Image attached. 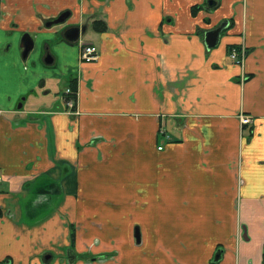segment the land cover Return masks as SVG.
Wrapping results in <instances>:
<instances>
[{
    "label": "crops",
    "instance_id": "crops-1",
    "mask_svg": "<svg viewBox=\"0 0 264 264\" xmlns=\"http://www.w3.org/2000/svg\"><path fill=\"white\" fill-rule=\"evenodd\" d=\"M0 176V264H262L264 0H0Z\"/></svg>",
    "mask_w": 264,
    "mask_h": 264
},
{
    "label": "water",
    "instance_id": "water-1",
    "mask_svg": "<svg viewBox=\"0 0 264 264\" xmlns=\"http://www.w3.org/2000/svg\"><path fill=\"white\" fill-rule=\"evenodd\" d=\"M207 4H208L209 8L212 6L211 2H208ZM67 16H68V14L60 15L56 20L47 23L46 27L49 28L52 26H59V25L63 24V22L66 20ZM226 24H227L226 22H223L216 29L208 31L205 33L204 44H205L206 48L209 49V48L215 47L218 44L220 35H221L222 31L226 28ZM74 33H75L74 36H70L71 42H75L78 39V30L76 29L74 31ZM20 47L22 48L21 57H22V59H26V57L31 52V50H33V41L29 35L25 34L22 36L21 42H20ZM135 238H136V242L138 243L139 242L138 235H136ZM218 259H219V252H216V254L214 256V261H217Z\"/></svg>",
    "mask_w": 264,
    "mask_h": 264
},
{
    "label": "built area",
    "instance_id": "built-area-1",
    "mask_svg": "<svg viewBox=\"0 0 264 264\" xmlns=\"http://www.w3.org/2000/svg\"><path fill=\"white\" fill-rule=\"evenodd\" d=\"M243 56H244V52L242 50H237L235 48H232L229 51L230 59L236 64H240L243 61ZM97 58H98V50L95 46H93L92 44H82L81 45L80 53H79V59L81 63H85V64L92 63V62H95ZM73 94L74 92L70 89H67L65 91V95L73 96ZM73 97L69 99L68 104H67L68 107L73 106V103H74ZM239 121L242 126H246L251 123V118L248 116L242 115L239 117ZM160 149L161 148H158V150ZM0 181H1V176H0Z\"/></svg>",
    "mask_w": 264,
    "mask_h": 264
},
{
    "label": "trees",
    "instance_id": "trees-1",
    "mask_svg": "<svg viewBox=\"0 0 264 264\" xmlns=\"http://www.w3.org/2000/svg\"><path fill=\"white\" fill-rule=\"evenodd\" d=\"M196 9H197V7H196ZM97 26V25H96ZM262 264H264V259H263V263Z\"/></svg>",
    "mask_w": 264,
    "mask_h": 264
}]
</instances>
